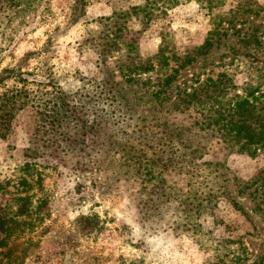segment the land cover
<instances>
[{
    "label": "rangeland",
    "instance_id": "1",
    "mask_svg": "<svg viewBox=\"0 0 264 264\" xmlns=\"http://www.w3.org/2000/svg\"><path fill=\"white\" fill-rule=\"evenodd\" d=\"M207 2L0 0V68L26 56L25 68L38 66L41 79L66 91L107 69L134 111L180 125L184 140L166 146L150 134L126 140L114 130L112 137L101 133L108 139L87 148L88 155L74 146L56 169L44 170L40 185L30 177L27 194L37 210L20 218L29 224L0 246V264H264V150L227 147L215 129L192 123L193 109L179 113L169 102L140 100L150 89L126 81L116 67L128 42L142 57L164 43L182 56L215 25L213 47L179 70L176 86L226 70L239 89L249 82L264 90V0H213L221 5L212 10ZM31 123L30 115L18 114L10 134L0 137V181L24 161ZM81 155L92 165L73 170ZM204 161L218 162L219 171L197 176L207 174ZM197 180L224 187L213 213L194 214L188 188ZM87 216L96 218L86 225Z\"/></svg>",
    "mask_w": 264,
    "mask_h": 264
},
{
    "label": "trees",
    "instance_id": "2",
    "mask_svg": "<svg viewBox=\"0 0 264 264\" xmlns=\"http://www.w3.org/2000/svg\"><path fill=\"white\" fill-rule=\"evenodd\" d=\"M207 3L210 10L221 5L213 0ZM216 28L214 25L202 44L182 56L168 50L164 43L153 56L142 57L135 52L134 42H128L125 44L126 60L116 67L126 81H141L150 89L149 96L140 100L156 101L159 105L169 102L170 109L179 113L193 109L196 112L193 124L215 129L218 141L227 147L237 146L238 151L254 154L258 149L264 150V90L259 84L246 82L239 89L233 75L226 70L214 76L208 74L202 80L184 81L183 86H176L174 82L180 69L213 47L215 34L220 33ZM26 59L25 56L16 64L0 68V137L5 139L10 134L18 114H28L32 119L31 134L23 150L24 161L13 168L9 177L0 181V233H4L0 246L6 245V239L17 233L19 226L29 224L20 218L31 217L37 210V207L32 209V200L27 194L32 189L30 177H36L35 182L40 185L44 170L56 169L76 149L74 146L79 145V150L88 155L87 148L108 139L101 133L112 137L116 136L114 130L117 134L121 132L126 140L141 141L150 134V140L157 137L160 144L167 142L166 146L176 142V138L184 143L180 125L157 114L147 120L134 111L130 100L123 98L120 83L107 73V69L101 70L103 75L98 78L86 80L75 90L66 91L54 81L41 79L38 66L25 68ZM171 61L174 66L170 65ZM139 75L144 77L138 78ZM172 86L177 90L170 94ZM84 155L76 161L73 170L90 168L92 161L84 160ZM202 164H205L207 174L196 173L197 176L206 178L219 171L218 162L204 161ZM198 169L203 171L201 167ZM215 174L213 177H217ZM213 177L210 178L213 180ZM203 183V180H197L188 188L197 216L213 213L225 191L216 182ZM247 187L248 184L241 186L240 191ZM95 218L85 217L86 225Z\"/></svg>",
    "mask_w": 264,
    "mask_h": 264
}]
</instances>
